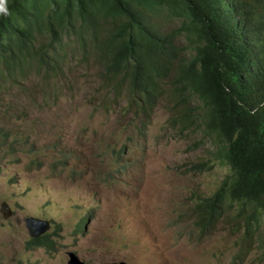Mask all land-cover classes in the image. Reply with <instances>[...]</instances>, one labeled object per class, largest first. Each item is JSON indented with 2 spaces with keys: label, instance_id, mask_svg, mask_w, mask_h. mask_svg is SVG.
<instances>
[{
  "label": "trees",
  "instance_id": "obj_1",
  "mask_svg": "<svg viewBox=\"0 0 264 264\" xmlns=\"http://www.w3.org/2000/svg\"><path fill=\"white\" fill-rule=\"evenodd\" d=\"M6 6L9 14H0V152L13 156L18 147L28 154L35 142L28 143L22 122L66 95L74 98L94 58L102 77L96 72V95L88 103L111 110L125 99L126 113L144 116L140 133L163 99L173 105L171 127L189 128L196 122L188 99H198L202 132L217 143L212 152L231 174L213 194L193 200L197 235L233 213V232L242 231L240 263L250 242L260 239L264 256L258 233L264 222V0H7ZM31 78L38 80L41 103L31 101ZM18 87L27 103L4 105ZM201 166L195 165L213 164ZM83 226L84 219L76 230ZM59 229L28 245L53 249Z\"/></svg>",
  "mask_w": 264,
  "mask_h": 264
},
{
  "label": "rangeland",
  "instance_id": "obj_2",
  "mask_svg": "<svg viewBox=\"0 0 264 264\" xmlns=\"http://www.w3.org/2000/svg\"><path fill=\"white\" fill-rule=\"evenodd\" d=\"M96 72L102 77L93 58L74 98L66 95L50 110L22 122L30 131L28 143L35 142L28 154L18 147L13 156L0 152V203L13 210L7 219L0 213V264H66L67 251L85 264H264L261 239L250 242L240 263L236 249L242 231L233 232V213L197 235L193 200L213 194L231 174L212 152L217 143L202 132L198 99H188L196 122L189 128L171 127L173 105L163 99L140 133L144 116L134 120L132 112L126 113L125 99L111 110L88 103L96 95L97 83H91ZM37 82L31 78L26 84L36 94L31 101L41 103ZM27 98L20 87L13 88L4 105L27 103ZM39 162L42 167L34 169ZM197 164L213 166L200 170ZM27 215L49 220L48 233L60 227L52 235L53 249L28 245ZM82 219L84 226L77 231ZM258 233L264 235V222Z\"/></svg>",
  "mask_w": 264,
  "mask_h": 264
},
{
  "label": "water",
  "instance_id": "obj_3",
  "mask_svg": "<svg viewBox=\"0 0 264 264\" xmlns=\"http://www.w3.org/2000/svg\"><path fill=\"white\" fill-rule=\"evenodd\" d=\"M0 213L4 219H7L13 215V210L7 202L2 201L0 203ZM23 223L29 237L34 239L47 233L51 227V222L49 220L40 219L30 215L23 217ZM66 255L68 258L66 264H85L83 261H81L78 258L76 253L72 251H67ZM105 264H129V263L124 261H117V262H107Z\"/></svg>",
  "mask_w": 264,
  "mask_h": 264
},
{
  "label": "clouds",
  "instance_id": "obj_4",
  "mask_svg": "<svg viewBox=\"0 0 264 264\" xmlns=\"http://www.w3.org/2000/svg\"><path fill=\"white\" fill-rule=\"evenodd\" d=\"M6 4H7V0H0V14H4V15L9 14Z\"/></svg>",
  "mask_w": 264,
  "mask_h": 264
}]
</instances>
